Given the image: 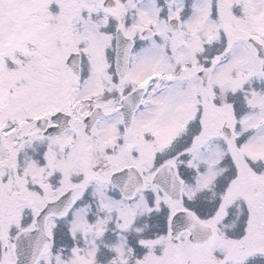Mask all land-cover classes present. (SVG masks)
I'll return each mask as SVG.
<instances>
[{"label":"snow or ice","instance_id":"1","mask_svg":"<svg viewBox=\"0 0 264 264\" xmlns=\"http://www.w3.org/2000/svg\"><path fill=\"white\" fill-rule=\"evenodd\" d=\"M0 264H264V0H0Z\"/></svg>","mask_w":264,"mask_h":264}]
</instances>
